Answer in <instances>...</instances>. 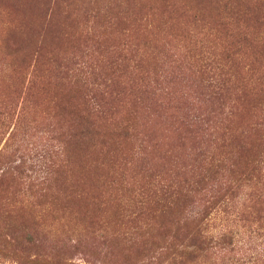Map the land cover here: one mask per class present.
<instances>
[{"label": "rangeland", "instance_id": "rangeland-1", "mask_svg": "<svg viewBox=\"0 0 264 264\" xmlns=\"http://www.w3.org/2000/svg\"><path fill=\"white\" fill-rule=\"evenodd\" d=\"M226 185L264 223V0H0V264L219 263Z\"/></svg>", "mask_w": 264, "mask_h": 264}, {"label": "trees", "instance_id": "trees-1", "mask_svg": "<svg viewBox=\"0 0 264 264\" xmlns=\"http://www.w3.org/2000/svg\"><path fill=\"white\" fill-rule=\"evenodd\" d=\"M234 179L235 177L233 181ZM195 184L198 183L193 182V185ZM185 185L188 186V184ZM178 187L177 194L182 195L183 188L182 186ZM217 187L218 189L215 191L218 194L213 197L216 199L215 206L218 207L216 210L224 214L223 218L221 217L223 222L221 226L212 224L217 219L220 220L218 213L217 215L215 213V217H210V215L209 218L205 216L197 219L200 212H196L197 214L194 216L196 221L194 222H197L196 227L201 233L197 231L198 236L191 239L190 246L194 252L205 246L209 252L212 251V256L217 259L221 257L219 263L215 261L211 264H264V223L253 224L254 221H252V224L249 225L242 224L244 209L234 208L231 200L227 197L234 190L232 185H226L227 190L225 189L226 196L224 195V198H221L223 189L220 186ZM188 188L190 187L188 186ZM235 188L238 187L235 185ZM206 218H208L206 222L208 226L202 227Z\"/></svg>", "mask_w": 264, "mask_h": 264}]
</instances>
